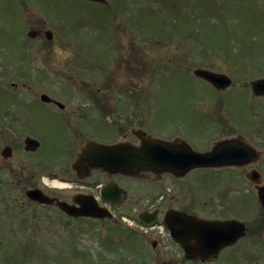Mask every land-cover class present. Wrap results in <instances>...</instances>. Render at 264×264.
<instances>
[{"label":"rangeland","instance_id":"374dc122","mask_svg":"<svg viewBox=\"0 0 264 264\" xmlns=\"http://www.w3.org/2000/svg\"><path fill=\"white\" fill-rule=\"evenodd\" d=\"M107 1L106 10L86 0H0V60L16 55L15 62L8 59L12 72L31 74L40 71L31 66L45 65L27 58L49 55L47 71L55 76L76 71L69 65L78 61L92 87L110 88L97 93L94 107L122 110L117 118L129 119L130 127L135 118L151 136L181 137L201 152L242 137L261 158L242 168L194 170L183 179L146 174L140 184L124 183L129 196L114 220L71 221L50 210L25 230L2 224L1 264H202L186 261L168 231L141 230L142 212L176 208L247 226V235L209 264H264V211L244 174L256 169L264 182V97L251 88L264 78V0ZM37 27L54 33L52 51L28 38ZM197 69L225 74L232 85L217 91L194 76ZM82 88L50 94L66 107H90ZM13 97L0 85V107ZM104 123L96 125L106 129ZM105 135L96 136L116 141L114 133Z\"/></svg>","mask_w":264,"mask_h":264},{"label":"flooded vegetation","instance_id":"af4514ba","mask_svg":"<svg viewBox=\"0 0 264 264\" xmlns=\"http://www.w3.org/2000/svg\"><path fill=\"white\" fill-rule=\"evenodd\" d=\"M31 30L40 32V34L36 39H30V41L42 43L46 53L52 51L49 45L55 42L53 40L54 33L53 39L49 40L45 32L50 29L37 27ZM19 51L25 52V50ZM2 54L0 49V55ZM2 59L0 64L9 63V67L0 65V85L5 88L9 96L14 97L7 100L6 107H0V237L3 229L2 224L17 225L18 223L21 229L25 230L31 225L29 220L41 217L43 213L50 212V210L55 211V218L59 215L71 221L93 220L67 215L59 208V202L79 207L78 201L95 200L101 207H107L116 214L119 208L114 207L111 202L104 200L101 196L105 187L115 184L128 193L124 183L140 184L146 181V174L157 177L155 174L144 171L136 176L110 174L104 168L94 166L90 156L86 157L83 154L85 144L89 141L109 145L125 143L140 150L143 148V143L137 133L147 131L143 122H134L135 118L131 120L132 127H130L129 119H118L117 115H122V110L111 107H94L95 102L92 103V101L102 90L92 87L90 82L84 80L83 75L88 77L89 73L81 72L82 68L76 65L80 64L78 61H75L73 66L69 65L76 71H70L64 76L61 74L55 76L56 73L47 71V64L53 59L49 55L44 57L30 55L27 58L30 64L33 63V59H41L40 62L45 65V68L39 67V69L31 66L32 71L40 70L38 73L32 72L31 74L12 72L11 62L17 60L16 55ZM8 77L15 81L10 83L1 81ZM77 86L83 87L78 89L79 92L83 93L84 91L86 95H89L85 100L90 102V107H66L60 99L52 97L50 94L58 91L72 93L75 89L77 90ZM109 89L103 88V92H107ZM43 96H48L51 101H43ZM33 103L43 107H26ZM129 108L125 107L124 112ZM98 113L104 117L103 121L107 124L106 129L96 125L98 121L103 123L101 117L100 120L98 119ZM45 123H47L45 127L48 129L44 134L42 132ZM92 128H94L93 131H91ZM98 133L106 134L103 136L106 138L108 134L114 133L110 138H116V141L107 142L106 139L97 137ZM202 169L204 170V168ZM82 175L85 177L81 178ZM59 185L66 187L63 188ZM30 191H40L53 202L39 203L32 200L28 197ZM170 210L209 220L182 209ZM160 211L161 216L167 212ZM14 218L19 220L13 222L11 219ZM177 246L181 249L179 245ZM192 262L201 263L200 260Z\"/></svg>","mask_w":264,"mask_h":264},{"label":"water","instance_id":"95a60500","mask_svg":"<svg viewBox=\"0 0 264 264\" xmlns=\"http://www.w3.org/2000/svg\"><path fill=\"white\" fill-rule=\"evenodd\" d=\"M87 1L109 6L107 0ZM45 33L47 39H53L51 31ZM39 34L40 32L31 30L28 37L36 39ZM194 76L206 81L217 91H225L232 85L229 76L206 69L195 70ZM251 88L255 96L264 97V78L252 81ZM42 100L51 101L48 96H43ZM137 136L143 143V148L140 150L125 143L107 145L89 141L85 144L83 154L86 157L90 156L94 166L104 168L110 174L136 176L144 171L155 174L158 178L169 174L176 179L185 178L190 172L202 168H242L258 162L261 158V153L257 152L242 137L218 141L214 143L211 150L199 152L180 138L168 141L154 138L145 131H140ZM244 174L254 187L259 204L264 210L262 174L256 169L244 172ZM84 177L85 175H82L81 178ZM101 196L115 207H120L126 202L128 194L112 184L102 190ZM28 197L39 203L53 202L40 191H30ZM78 202L79 207L65 202H59L58 206L67 215L75 218L86 217L97 220L114 218L109 209L100 207L95 200ZM160 214L159 209L152 213L143 212L139 215V220L145 226H151L159 221ZM162 222L171 238L183 249L186 260L199 259L202 263L218 259L224 249L235 246L248 232L245 223L238 220L211 221L177 210L167 211L163 215ZM153 247L155 248V243Z\"/></svg>","mask_w":264,"mask_h":264},{"label":"trees","instance_id":"16d2710c","mask_svg":"<svg viewBox=\"0 0 264 264\" xmlns=\"http://www.w3.org/2000/svg\"><path fill=\"white\" fill-rule=\"evenodd\" d=\"M93 4V3H92ZM102 8H105L106 10H107V7H105V6H102Z\"/></svg>","mask_w":264,"mask_h":264},{"label":"bare ground","instance_id":"6f19581e","mask_svg":"<svg viewBox=\"0 0 264 264\" xmlns=\"http://www.w3.org/2000/svg\"><path fill=\"white\" fill-rule=\"evenodd\" d=\"M59 186H61V187H63V188L66 187V186H63V185H59Z\"/></svg>","mask_w":264,"mask_h":264}]
</instances>
